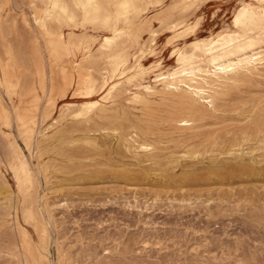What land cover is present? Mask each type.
Listing matches in <instances>:
<instances>
[{
	"label": "rangeland",
	"instance_id": "1",
	"mask_svg": "<svg viewBox=\"0 0 264 264\" xmlns=\"http://www.w3.org/2000/svg\"><path fill=\"white\" fill-rule=\"evenodd\" d=\"M181 1L165 0L161 9L134 18L132 43L120 57L134 63L152 29L158 32L154 57L146 56L144 67L152 71L161 63L169 73L172 50L189 49L193 36L178 44L177 33L159 20L197 23L198 37H207L231 30L237 7L256 5L183 0L192 3L185 12ZM32 7L31 0H0V62L21 54L30 85L36 66H43L45 91L57 108L27 143L13 117L20 90L11 100L0 86L10 113L9 129L0 121V264H264V76L220 92L214 111L169 96L136 104L121 90L104 111L90 114L88 124L61 120L65 103L75 102L73 92L51 56L36 46L41 39ZM63 33L67 44L99 41L90 27L64 25ZM152 80L145 77L146 83ZM182 119L192 126L180 127ZM136 130L152 151L138 148ZM20 163L30 182L17 181L13 166ZM16 229L26 231L32 245H24Z\"/></svg>",
	"mask_w": 264,
	"mask_h": 264
},
{
	"label": "bare ground",
	"instance_id": "2",
	"mask_svg": "<svg viewBox=\"0 0 264 264\" xmlns=\"http://www.w3.org/2000/svg\"><path fill=\"white\" fill-rule=\"evenodd\" d=\"M253 1L255 6L241 5L236 8L231 30L212 33L207 37H198L197 23L185 27L170 22V17L159 20L161 25L168 24L169 29L177 33L175 39L178 44L193 36L189 49L172 50L173 70L163 73L161 63H156L152 71L144 67L146 56L154 57L157 31L149 30V41L137 56H133L134 63L131 64L128 58H121L120 53L126 52L132 43L130 29L133 19L150 8L161 9L165 0H31L34 31L41 39V45L36 43V46H42L47 55L51 56L67 89L73 92L72 99L75 102L65 103L64 109L59 112L61 120L88 124L90 114L104 111L121 90L129 93L132 102L136 104H142L146 97L169 96L214 111L215 99L220 92L238 85L243 79L264 76V0ZM181 3L185 12L192 8V3L183 0ZM69 24L97 31L98 43L67 44L63 27ZM9 56L6 61L0 62V86L10 99L20 90L19 103L14 106L13 117L25 141L31 143L36 129L55 112L57 102L50 94H46L47 81L43 66H36L30 85L28 62L21 54L10 53ZM67 56L69 60L65 61ZM147 75H152V82H145ZM41 97L45 100L42 113ZM0 121L4 129L10 128V113L3 107L1 98ZM177 123L184 129L192 126L191 120L182 119ZM57 124V120H53V125ZM135 133L141 142L138 148L143 152L152 151L153 144L137 136V130ZM38 135L44 141V132ZM4 136L8 140L12 137L10 133ZM10 142L13 154L21 157L23 153L19 145L15 141ZM261 143L264 146V139ZM188 154L189 149H186L183 156ZM35 156L40 159V150L37 148ZM13 167L17 181L30 182L31 174L25 163ZM16 231L18 235H23L24 245H32L26 231ZM38 235L45 239L47 231L41 229Z\"/></svg>",
	"mask_w": 264,
	"mask_h": 264
}]
</instances>
